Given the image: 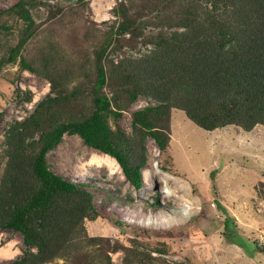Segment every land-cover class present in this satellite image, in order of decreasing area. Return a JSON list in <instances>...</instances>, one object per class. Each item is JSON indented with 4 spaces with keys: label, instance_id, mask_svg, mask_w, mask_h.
I'll use <instances>...</instances> for the list:
<instances>
[{
    "label": "trees",
    "instance_id": "trees-1",
    "mask_svg": "<svg viewBox=\"0 0 264 264\" xmlns=\"http://www.w3.org/2000/svg\"><path fill=\"white\" fill-rule=\"evenodd\" d=\"M34 1L17 0L11 7L16 16L12 23L4 22L0 13V33L18 34L7 54H0V72L17 62L38 29ZM143 1L138 7L135 0L117 3L120 20L95 52L91 83L61 90L51 77V92L8 130L0 230L21 232L27 248L5 264H48L57 258L65 259L64 264H98L93 254L104 239L89 235L86 225L100 215L94 195L48 162V152L66 133L78 134L115 157L140 189L147 162L144 140L150 134L162 149L167 147L173 108L206 130L236 125L250 131L264 124V0ZM149 25L159 29L147 33ZM128 34L143 36L153 48L138 58H110L111 47ZM20 63L36 69L24 56ZM140 95L155 102L132 112L138 149L112 120ZM260 192L264 195V184ZM231 222L227 215L226 228ZM114 223L125 225L119 219ZM125 261L140 264L128 256Z\"/></svg>",
    "mask_w": 264,
    "mask_h": 264
},
{
    "label": "rangeland",
    "instance_id": "rangeland-1",
    "mask_svg": "<svg viewBox=\"0 0 264 264\" xmlns=\"http://www.w3.org/2000/svg\"><path fill=\"white\" fill-rule=\"evenodd\" d=\"M15 2L0 0L6 23L16 19L11 10ZM118 2L34 1L38 29L21 56L36 69L21 67L19 56L0 72V184L8 130L51 92V77L57 78L61 90L92 82L95 52L120 20ZM134 4L143 6L144 1ZM158 29L146 27L147 33ZM17 40L16 31L0 33V54H7ZM152 48L153 44L143 42V36L128 34L111 47L109 56L115 61L138 58ZM154 102L140 95L112 120L138 149L140 137L133 131L132 112ZM170 133L165 149L150 134L144 140L147 162L140 189L130 182L115 157L86 144L78 134L66 133L48 152L51 169L94 195L100 215L86 225L89 235L104 239L100 251L93 254L96 262L127 264L128 256L140 264H264V195L260 192L264 124L250 131L236 125L206 130L183 110L173 108ZM227 215L232 219L228 228ZM114 219L125 225L117 226ZM26 248L21 232L0 230V264L21 256ZM64 263L65 259L57 258L48 264Z\"/></svg>",
    "mask_w": 264,
    "mask_h": 264
}]
</instances>
